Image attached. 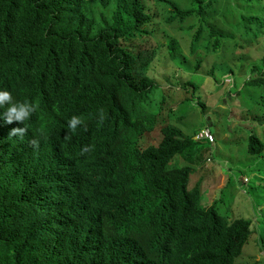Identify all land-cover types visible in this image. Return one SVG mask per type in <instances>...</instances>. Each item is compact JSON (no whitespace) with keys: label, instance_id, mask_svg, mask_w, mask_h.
I'll return each instance as SVG.
<instances>
[{"label":"trees","instance_id":"obj_1","mask_svg":"<svg viewBox=\"0 0 264 264\" xmlns=\"http://www.w3.org/2000/svg\"><path fill=\"white\" fill-rule=\"evenodd\" d=\"M157 1L170 22L193 21L187 29H194L195 51L222 53L235 38L231 58H206L209 63L215 59L211 75L225 67L227 75L237 76L245 65L253 74L245 84L264 98V56L252 58L241 50L251 49L264 34V13L253 10L264 0ZM154 17L144 0H0V89L10 91L14 102L35 105L27 122L41 145L38 166L32 161L22 171L0 160V264H160L180 261L187 251L194 254L193 264H238L244 245L252 242L253 218L227 219L215 207L218 200L202 203L200 182L189 188L193 165L201 160L194 134L167 124L159 145L142 146L143 136L158 125L159 113L149 112L145 103L157 88L153 71L159 47L147 53L135 40L151 33L147 25ZM220 17L237 25L239 36L218 28ZM172 45L180 49L177 40ZM193 88L198 91L197 85ZM201 105L204 112L210 109ZM101 110L105 120L98 125ZM73 115L87 128L66 138ZM260 136L261 128L248 136L252 155L263 154ZM84 146L93 150L81 155ZM67 150L101 166L98 177L123 195L124 222L143 232L136 256L115 261L107 250L98 256L61 229L53 202L56 176L41 165L42 159L53 161ZM180 161L187 164L180 166ZM230 186L231 180L221 196ZM256 239L262 250L264 235ZM246 261L261 263L251 256Z\"/></svg>","mask_w":264,"mask_h":264},{"label":"rangeland","instance_id":"obj_2","mask_svg":"<svg viewBox=\"0 0 264 264\" xmlns=\"http://www.w3.org/2000/svg\"><path fill=\"white\" fill-rule=\"evenodd\" d=\"M144 2L155 17L153 22L147 25L151 33L139 36L135 40L136 44L139 49L147 53L154 48L165 46L160 48L154 61L157 63L153 71V75L157 78V88L145 103L149 112L154 110L159 113L158 125L143 136L142 146L159 145L163 138V127L169 123L180 127L188 136L209 126L214 132L215 142H211L208 137L198 140L201 162L198 161L193 165L195 171L190 176L189 187L193 188L200 182L205 194L202 203L210 205L218 200L215 207L227 219L253 218L257 229L252 235V242L244 245L243 255L238 264H249L246 259H250V256L251 260L264 264V245L261 250L256 239L257 234L259 241L264 235V178L259 177H264V151L261 155H252L248 152V136L251 130L258 132L261 128L264 133L262 93L245 84V81L253 75L245 65L240 68L237 76L234 72H230V82L223 81L229 72L225 67L217 69L211 75L215 59L210 58L209 63L206 58L210 56L216 59L222 56L226 59L231 58L232 50H236L235 38L230 39L231 44L224 45V48L229 50L220 49L222 53L211 49H206L211 50L206 53L204 48L194 52L191 46L194 29H187L194 25L193 21L170 22L165 7L157 0H144ZM253 10L262 15L264 6L256 5ZM217 27L231 32L235 37L239 36L237 25L232 26L230 20L225 23L220 17ZM207 35L204 31V36ZM172 39L179 42L182 52L172 51L168 43ZM241 50L252 58H262L264 34L251 49L241 48ZM205 53L204 61L201 58ZM200 60L201 64L196 67ZM234 67L236 66L233 65ZM193 84L198 86L197 92L193 90ZM217 91L223 93L219 96ZM202 103L210 108L207 112L203 111ZM247 109L250 115L244 114L248 112ZM223 110H225L224 115L220 113ZM260 137L264 141V137ZM186 164L184 161L178 163L180 166ZM245 177H248V181ZM230 180L231 186L225 189L221 196L222 187L225 184L229 185ZM240 189L243 192L248 189L249 195L243 194Z\"/></svg>","mask_w":264,"mask_h":264},{"label":"clouds","instance_id":"obj_3","mask_svg":"<svg viewBox=\"0 0 264 264\" xmlns=\"http://www.w3.org/2000/svg\"><path fill=\"white\" fill-rule=\"evenodd\" d=\"M168 43L173 52L178 50L173 48L172 40ZM179 50L182 52L181 45ZM229 75H226L223 81L230 82ZM0 109H3V112H0V160L12 161L22 171L32 161L38 166L41 162L38 155L41 150L40 139L35 136L27 122L36 111L35 105L28 100L14 102L10 91L0 89ZM104 120L105 116L101 110L98 125H103ZM79 127L86 129L87 125L79 116L73 115L67 121L68 133L65 137L68 138L69 134L76 132ZM12 137L18 139L7 143ZM203 137L215 142L214 132L209 126L199 129L194 134L196 140ZM92 150L93 146H84L81 148V155ZM42 160L41 169L51 167V174L56 176L53 202L60 212L61 229L73 237L74 241H82L98 256L105 250L115 261H120L123 256L125 258L136 256L143 246V232L124 222L125 199L119 191H111L109 184L98 177L101 166L75 157L69 150L64 154L58 152V158L53 161ZM245 179L248 181V177ZM201 190L204 194L202 188ZM179 252L175 249L174 255ZM193 262L194 254L191 255L190 251H187L180 261L166 259L160 264Z\"/></svg>","mask_w":264,"mask_h":264}]
</instances>
